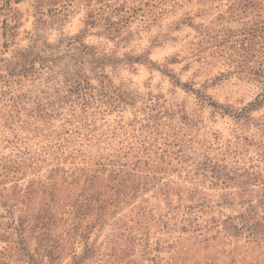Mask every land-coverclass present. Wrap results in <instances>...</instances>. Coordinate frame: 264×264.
<instances>
[{
    "label": "rangeland",
    "instance_id": "obj_1",
    "mask_svg": "<svg viewBox=\"0 0 264 264\" xmlns=\"http://www.w3.org/2000/svg\"><path fill=\"white\" fill-rule=\"evenodd\" d=\"M260 7L241 0H0V60L27 49L35 40L55 47L84 34L87 46L118 60L103 73L86 64L84 75L100 90L110 82L111 91L121 88L123 95L121 102L113 96L112 103L94 121L78 108L77 115L82 114L97 135L86 142L80 138L69 146L78 144L90 159L97 150L138 147L146 136L149 143L160 140L159 132H184L187 122L193 127L195 144L212 147V154H217L234 143L245 145L246 139L261 140L255 126H245L225 114H238L261 93L257 74L264 70V34L255 33L257 23L264 20V7ZM137 59L152 64L135 63ZM66 64L58 63L55 71L63 73ZM165 68L181 85L161 72ZM24 82L23 90L31 81ZM182 85L205 92L206 100L200 102ZM18 117L20 121L16 119L10 131L0 115V134L32 139V148L45 135L57 132L61 124L56 120L30 127L25 116ZM253 118L264 124V108L253 113ZM12 149L14 145L1 146L0 155ZM77 165L82 166L68 159L59 167L68 171ZM52 167V160L40 163L34 174L29 172L0 186L7 189L2 195L16 204V214L25 206L51 204L39 186L35 192L24 194L37 177L45 179ZM162 169L166 172L164 181L173 182L171 189L181 191L184 197L197 191V198L206 197L215 212L229 214L239 209L217 207L222 191L202 178L204 183L186 180L177 162ZM62 175L60 172L57 177L62 195L73 194L71 180L63 184L67 179ZM175 195L171 193L166 200L148 186L129 197L105 198V210H96L99 204L93 198L89 215H61L57 229L63 239L61 256L51 264H264V247L244 237L226 239L215 233L182 232L175 225L176 208H183L187 201L180 203ZM98 212L104 215L100 220L96 218ZM3 222L0 219L1 264H26L19 262L22 257L16 236L5 233ZM31 245L34 247V242Z\"/></svg>",
    "mask_w": 264,
    "mask_h": 264
},
{
    "label": "trees",
    "instance_id": "obj_2",
    "mask_svg": "<svg viewBox=\"0 0 264 264\" xmlns=\"http://www.w3.org/2000/svg\"><path fill=\"white\" fill-rule=\"evenodd\" d=\"M241 1L261 6V9L264 7V0ZM255 33L264 34V20L257 23ZM83 35L58 42L55 47L39 44L35 40L27 49L0 60V115L6 119L5 126L12 131L14 124L20 121V115L30 121V127L47 125L56 120L61 122L58 131L45 135L42 142L36 143V148H32L34 144L30 142H35L32 139H22L16 134L6 135L4 132L0 134V147L9 144L15 147L9 154L0 155V186L5 185L6 181H18L29 172L34 174L40 163L52 160L54 166L45 179L37 177L24 194H29L30 190L35 192L39 186V190L51 198L50 205L40 203L37 208L25 206L28 210L22 208L16 214V204H11V198L2 195L7 189H0V204L4 210L0 219L6 226L5 233L16 236L17 250L22 257L19 262L43 264V260H47V264H51L60 259L63 239L57 229L58 222H62L61 215H89L94 208L93 198L99 204L96 210H105L104 205L108 203L105 198L129 197L146 190L148 186H153L166 200L174 193L180 203L187 201L183 208L181 205L176 208L179 214L175 225L181 227L182 232L215 233L226 239L244 237L264 247V124L253 118V113L264 108V70L257 74L261 93L255 100L238 114L225 112L245 126H255L260 133V141L246 139V146L234 143L212 154V147L195 144L191 136L193 127L186 122L184 132H159L160 140L149 143L146 136L138 147L97 150L93 158L87 159V153L78 144H68L77 143L80 138H85L83 142L89 141V137L96 138L97 132L91 130L86 118L94 121V117L112 103L113 96L115 101L121 102L123 91L121 88L111 91L113 87L110 82L100 90L84 75L86 64L103 73L117 65L118 60L95 52L84 43ZM63 61L67 63L64 72L55 71V66ZM137 61L135 63L152 64ZM161 72L170 77L175 85H181L166 68ZM24 81H31L30 87L26 86L25 90ZM36 81L39 83L36 84ZM182 87L196 95L200 102L207 98L205 92L194 90L193 86ZM66 108L69 110L66 111ZM78 108L86 118L82 114L77 115L80 113L77 112ZM44 141L46 143L41 144ZM68 159L78 161L82 166L64 171L59 164ZM174 162L186 173V180L204 183L200 182L202 178L213 189H220L221 204L217 207H238L236 213L215 212L208 205L206 197L197 198V191L184 197L181 191L171 189L173 182L164 181L166 172L162 168H172ZM60 172L63 173L62 178L67 179L62 181L63 184L71 180L69 188H75L73 194L62 195L57 182ZM103 216L98 212L96 218L100 220ZM164 226L167 227V223ZM33 242L34 247L31 245ZM3 257L4 252H0V260Z\"/></svg>",
    "mask_w": 264,
    "mask_h": 264
}]
</instances>
